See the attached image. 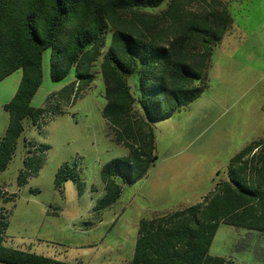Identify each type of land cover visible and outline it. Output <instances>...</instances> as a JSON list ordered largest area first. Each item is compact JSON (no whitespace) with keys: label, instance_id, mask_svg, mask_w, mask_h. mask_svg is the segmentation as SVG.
Wrapping results in <instances>:
<instances>
[{"label":"rangeland","instance_id":"1","mask_svg":"<svg viewBox=\"0 0 264 264\" xmlns=\"http://www.w3.org/2000/svg\"><path fill=\"white\" fill-rule=\"evenodd\" d=\"M180 1L185 13L225 8L232 22L211 50L200 95L166 120L148 119L153 163L134 184L116 180L121 195L98 214L94 208L105 196L100 170L128 154L102 115L106 99L101 59L90 70L88 86H72L77 81L74 70L53 81L50 51L43 52L41 84L30 102L43 113L36 126L23 121L11 160L0 172V187L7 191V199L0 198V213L7 219L4 246L71 264H127L140 220L202 202L226 179L231 158L250 143L264 142V0ZM167 3L151 14L159 17ZM169 28L161 18L152 34ZM20 79L17 70L0 82V140L8 124L3 106ZM129 117L136 139L128 140L138 145L145 126L136 105ZM27 142L45 147V156L40 169L18 186V173L29 170L24 161L34 159L24 149ZM63 164L75 181L64 180L56 189L54 177ZM208 253L234 264H264V236L220 225Z\"/></svg>","mask_w":264,"mask_h":264},{"label":"trees","instance_id":"2","mask_svg":"<svg viewBox=\"0 0 264 264\" xmlns=\"http://www.w3.org/2000/svg\"><path fill=\"white\" fill-rule=\"evenodd\" d=\"M166 1L159 17L151 14ZM183 10L180 0H0V82L21 71L12 99L3 106L8 124L0 140V172L11 160L23 121L36 126L43 113L30 106L42 80L43 52L50 51L53 81L74 70L77 81L72 86H88L90 70L101 59L106 99L102 115L128 154L100 170L105 196L94 211L113 204L121 195L116 180L134 184L156 158L148 119L166 120L200 95L211 50L232 22L225 8L204 14ZM161 18L167 19L170 31L152 34ZM135 105L145 126L138 145L128 140L136 139L129 124ZM45 149L39 146V154L24 161L34 174ZM67 179L75 181V175L63 164L54 187L59 189ZM26 181L20 171L18 186ZM217 187L202 202L140 220L127 264H234L208 252L220 225L264 236V142L250 143L231 158L226 179ZM6 227V216L0 213V264H71L4 246Z\"/></svg>","mask_w":264,"mask_h":264},{"label":"built area","instance_id":"3","mask_svg":"<svg viewBox=\"0 0 264 264\" xmlns=\"http://www.w3.org/2000/svg\"><path fill=\"white\" fill-rule=\"evenodd\" d=\"M27 149L30 152V153H28V155H32V158L35 155L39 154V152L37 151L38 147L35 144H33V143L29 142V144H27ZM28 159H29V157L27 158V160ZM29 170L22 171L26 178H28L30 176V173H32L31 170L30 171ZM6 193H7L6 189L0 187V198H2L3 200H6L7 199V194Z\"/></svg>","mask_w":264,"mask_h":264}]
</instances>
